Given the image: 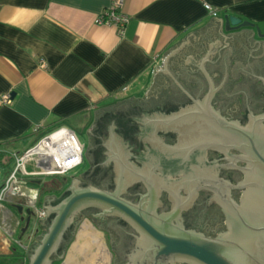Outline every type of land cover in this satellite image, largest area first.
<instances>
[{"label": "flooded vegetation", "instance_id": "flooded-vegetation-1", "mask_svg": "<svg viewBox=\"0 0 264 264\" xmlns=\"http://www.w3.org/2000/svg\"><path fill=\"white\" fill-rule=\"evenodd\" d=\"M196 58L169 56L167 72L158 73L165 84L153 97L124 102L93 120L82 142L86 166L66 177L118 196L159 228L248 238L247 225L254 226L264 203V172L249 140L264 149V41L243 54L225 48ZM101 212L99 205L77 210L51 264L63 259L83 220L106 237L110 264L152 262L154 245L140 242L138 227L119 213ZM166 264L196 263L173 257Z\"/></svg>", "mask_w": 264, "mask_h": 264}, {"label": "crops", "instance_id": "crops-1", "mask_svg": "<svg viewBox=\"0 0 264 264\" xmlns=\"http://www.w3.org/2000/svg\"><path fill=\"white\" fill-rule=\"evenodd\" d=\"M111 1L0 0L2 177L12 166L10 153L25 150L40 133L63 125L82 143L95 109L103 115L104 107L143 100L153 72L161 68L162 53L190 32L195 37L193 41L188 35V43L193 45L184 44L178 54H199L196 38L205 39L206 29L224 15L252 21L264 34V0H203L217 8V16L205 10L202 0H122L120 10L128 17L122 33L95 22ZM243 29L254 31L246 27L232 32ZM218 31L231 33L221 23ZM247 40L252 45L264 38L254 32ZM5 94L9 102L2 100ZM36 126L41 127L39 133ZM32 168L29 162L27 170ZM44 180L27 176L17 195L7 192L0 199V258L28 264L27 249L34 235L31 229L23 234L24 241L14 239L23 227L17 206L31 209L34 194L41 208L45 195L55 198L58 193L47 191ZM105 238L83 220L57 264H110ZM11 241L17 245H9Z\"/></svg>", "mask_w": 264, "mask_h": 264}, {"label": "water", "instance_id": "water-1", "mask_svg": "<svg viewBox=\"0 0 264 264\" xmlns=\"http://www.w3.org/2000/svg\"><path fill=\"white\" fill-rule=\"evenodd\" d=\"M213 22L215 25L205 31V39L196 38V42L201 43L200 53L188 54V57L196 60V57L202 54L217 55L223 52L225 48H235L236 52L243 54L244 51H252L255 43L264 41L254 40L252 45H250L247 37L252 33L255 32L257 36H262L263 38L264 34L252 21L242 20L236 15H224L221 19L217 18ZM220 23L224 31L231 32L228 33L230 36H225L221 31H218ZM246 27L254 28V31L243 29L241 32H232ZM188 35H192L194 41L195 36L192 32ZM187 36L185 40L182 38L175 48L165 50L162 53L161 68L155 69V72H153L152 82L145 91L144 99L153 97L156 94V90L165 84V76H159L158 73L160 71L167 72L166 64L169 56L174 53L178 54V50L184 44H191L188 43L189 37ZM121 104L113 108H118ZM107 112L111 113L112 109L104 107L103 115H100L98 109H95L93 111V120L104 116ZM260 129H262L261 133H264V126H260ZM255 137L257 136L255 135ZM249 140L255 165L264 172V149L258 148L256 142L253 143L250 137ZM66 192L67 194L65 195ZM85 205L101 206L102 212L98 215L119 213L138 227L143 233L140 242L145 243L148 240L154 245L150 264H166L167 260L173 257L196 264H264V203L260 205V208L258 207L261 213L259 214L260 217L254 219V226L247 225L252 230V234L248 238L240 237L235 238V241H228L159 228L149 218L118 196L108 194L94 187H79L75 178L70 179L69 184L58 200L55 201L53 194L44 196L42 203V207L45 210L44 218L34 220L33 210L28 207L23 210L22 205L17 206V212L21 215L19 221L23 222L22 234L32 229V234L34 235V240L27 249L28 264H51L50 256L56 253L64 230L77 210ZM47 219H49L47 226L39 231L40 227L38 225L43 224ZM62 256L63 254L59 258Z\"/></svg>", "mask_w": 264, "mask_h": 264}, {"label": "built area", "instance_id": "built-area-1", "mask_svg": "<svg viewBox=\"0 0 264 264\" xmlns=\"http://www.w3.org/2000/svg\"><path fill=\"white\" fill-rule=\"evenodd\" d=\"M205 10L211 16H217V8L203 1ZM122 0H112L110 5L102 10L95 19L97 24L113 26L122 33L128 17L120 8ZM9 94L2 96L4 102H9ZM40 126L34 128L35 133L40 132ZM12 166L2 177L0 171V199L11 192L18 194V186L25 182V178H44L47 176H67L72 170L83 162V144L74 131L66 126L59 125L40 133L37 139L21 152H11ZM31 162L33 168L27 170V164ZM36 195L30 205L33 210V218L45 217V210L35 205Z\"/></svg>", "mask_w": 264, "mask_h": 264}, {"label": "rangeland", "instance_id": "rangeland-1", "mask_svg": "<svg viewBox=\"0 0 264 264\" xmlns=\"http://www.w3.org/2000/svg\"><path fill=\"white\" fill-rule=\"evenodd\" d=\"M86 164L83 162L81 163L77 168L74 169V172L76 171H82ZM59 176H47L45 177L44 184L43 186H53L56 185L58 182ZM39 204V203H38ZM20 238L21 240L24 241L23 234L22 232L19 234L18 231L17 233L14 234V239ZM106 239V238H105ZM107 243V241H106ZM17 245L15 241H11L9 245ZM58 262L54 263L57 264ZM0 264H19V258L16 260H13L12 257H7V258H0Z\"/></svg>", "mask_w": 264, "mask_h": 264}, {"label": "trees", "instance_id": "trees-1", "mask_svg": "<svg viewBox=\"0 0 264 264\" xmlns=\"http://www.w3.org/2000/svg\"><path fill=\"white\" fill-rule=\"evenodd\" d=\"M1 157H0V166H1ZM69 182V178L66 177V176H59V179H58V182L56 185H53V186H48V190L47 191H54V192H61L65 187L66 185L68 184ZM46 189V188H45ZM45 191V190H44Z\"/></svg>", "mask_w": 264, "mask_h": 264}]
</instances>
